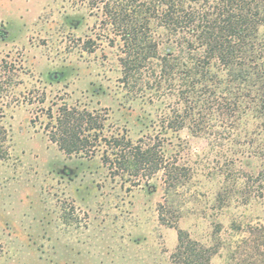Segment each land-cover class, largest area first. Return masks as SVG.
<instances>
[{
	"label": "rangeland",
	"instance_id": "374dc122",
	"mask_svg": "<svg viewBox=\"0 0 264 264\" xmlns=\"http://www.w3.org/2000/svg\"><path fill=\"white\" fill-rule=\"evenodd\" d=\"M119 3L130 0H0V112L8 130L0 264H182L174 258L178 229L211 247L216 224L221 243L210 264H264L257 249L264 197L236 193L229 206L216 202L222 169L231 179L239 169L256 175L261 162L247 165L232 142L212 146L188 128L165 130L161 115L175 96L130 92L128 49L105 7ZM64 105L102 115L107 135L160 138L166 158L191 179L168 192L160 172L134 186L112 176L100 152L67 155L46 131L49 113Z\"/></svg>",
	"mask_w": 264,
	"mask_h": 264
},
{
	"label": "trees",
	"instance_id": "16d2710c",
	"mask_svg": "<svg viewBox=\"0 0 264 264\" xmlns=\"http://www.w3.org/2000/svg\"><path fill=\"white\" fill-rule=\"evenodd\" d=\"M105 7L128 49L122 65L130 69V92L177 99L161 115L165 130L188 128L212 146L232 142L238 149L233 155L243 156L247 165L251 159L261 162L256 175L239 169L231 179L222 169L217 204L229 206L236 193L246 201L254 192L264 197V0H130ZM4 117L0 112V158L8 156ZM49 117L46 131L60 150L87 158L100 152L110 174L127 176L134 186L160 172L168 192L191 179L185 166L166 158L158 137L107 135L102 115L67 105ZM167 204H159L162 223ZM220 232L216 224L215 244L205 247L178 229L174 258L182 264H210L220 249ZM258 235L261 251L264 226Z\"/></svg>",
	"mask_w": 264,
	"mask_h": 264
},
{
	"label": "crops",
	"instance_id": "0c3cea01",
	"mask_svg": "<svg viewBox=\"0 0 264 264\" xmlns=\"http://www.w3.org/2000/svg\"><path fill=\"white\" fill-rule=\"evenodd\" d=\"M0 19H2V18L0 17Z\"/></svg>",
	"mask_w": 264,
	"mask_h": 264
},
{
	"label": "flooded vegetation",
	"instance_id": "af4514ba",
	"mask_svg": "<svg viewBox=\"0 0 264 264\" xmlns=\"http://www.w3.org/2000/svg\"><path fill=\"white\" fill-rule=\"evenodd\" d=\"M1 33V32H0Z\"/></svg>",
	"mask_w": 264,
	"mask_h": 264
}]
</instances>
